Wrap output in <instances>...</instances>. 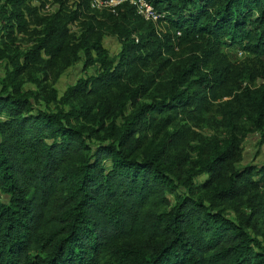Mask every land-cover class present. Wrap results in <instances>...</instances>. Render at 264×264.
<instances>
[{"label":"trees","instance_id":"16d2710c","mask_svg":"<svg viewBox=\"0 0 264 264\" xmlns=\"http://www.w3.org/2000/svg\"><path fill=\"white\" fill-rule=\"evenodd\" d=\"M90 1L76 0L71 11L60 2L41 18L22 63L0 82V264H264V162L234 167L243 121L264 142V84L251 88L258 77L224 54L237 47L264 60V0H146L163 15L161 34L131 0H115L102 13V28L122 41L114 61L94 16L71 44L68 27ZM46 2L4 0L0 37L23 32L25 17ZM187 46L192 53L178 58L175 49ZM72 56L97 72L59 100L54 90L24 91L26 70L46 75ZM217 101L220 120L210 116ZM179 116L212 119L229 136L198 162L171 152L185 123L153 148Z\"/></svg>","mask_w":264,"mask_h":264},{"label":"rangeland","instance_id":"374dc122","mask_svg":"<svg viewBox=\"0 0 264 264\" xmlns=\"http://www.w3.org/2000/svg\"><path fill=\"white\" fill-rule=\"evenodd\" d=\"M3 1L4 0H0V6L3 4ZM60 2L64 3V10L71 11L75 8L76 0H47L45 6L40 8L34 16L29 15L25 17L27 26L23 32L18 33L17 30H15L11 34V37H0V51H2V54L0 53V82L6 80L7 74L13 69L14 63H22L21 55L29 50L36 36H38L37 33L41 29V23H39V20L55 13L60 7L62 8ZM35 5L39 6L37 2L30 3V6ZM117 5L116 1H113L101 9H91L89 13L79 17L77 21L70 24L68 28L71 44L78 46L80 34L85 30L89 18L94 16L96 17V20L100 22V25L97 26L95 32L97 36L101 37L102 47L107 52L109 60H116L121 50L122 41H120L116 35L112 34V29H109V26L102 28V22H104L105 19V17L102 16V13L103 11L112 12ZM154 27L158 34L164 33L165 30L167 31L163 22L154 23ZM193 50L192 47L189 46L183 50L175 49L178 58H184L190 55ZM224 54L235 68L240 69L241 67H247L252 71L251 75L258 77L252 84L251 88H257L260 87L261 84H264V78L260 76L261 74H264V60H257L256 58L245 55L243 51L237 47L224 48ZM71 58L72 62L69 66H64L62 70H58V68L63 67V64L59 61L57 62L58 65L56 66V69L50 68L46 70V75H43V71L39 72L36 70V67L33 68V70H26L18 77V80L22 82V88L24 91L29 90L38 93L40 96H43L45 92L54 90L57 92V100H59L68 85H73L78 79L93 75L98 70L95 66L86 68L84 58H74L73 56ZM43 59L48 60V57H43ZM244 83L246 84L247 81ZM225 100H227V98H224L222 101ZM222 101L213 103L210 116L216 120H220V116L217 114V104ZM140 102L149 103L150 100L145 98L141 99ZM72 105L76 108L80 107L79 102H74ZM56 106L62 105L59 102L51 103L49 108L50 110H54ZM62 108L66 111L71 109L69 106H63ZM177 120L178 122L174 123L176 125H171L157 134L153 148H155L166 136V132L171 133L179 130V127L185 123L183 126L187 127V131L186 133L184 132L181 135H177V139L176 137L173 138L171 152L174 155L179 152L186 153L189 157V161L198 162L200 158L204 159L205 156L211 152L212 144L215 140L220 141L229 136L227 131L217 127L212 119L207 123H204L197 118L190 120L184 116H179ZM241 127L242 129L236 133V136L240 140V147L239 154L235 159L234 167L238 169L247 165L259 166L264 162V142L262 141L261 134L254 130L253 127L245 121H243ZM147 136V142H150L149 140L153 138V132L150 130ZM189 165H191V163ZM205 180H207V176L202 175L196 179L195 183L198 186ZM244 207L245 201H242L240 208L243 209ZM225 209L227 214L234 215L231 204L225 205ZM246 212H248V210H246ZM261 229L262 228L259 229V232H261Z\"/></svg>","mask_w":264,"mask_h":264},{"label":"built area","instance_id":"2783aa9c","mask_svg":"<svg viewBox=\"0 0 264 264\" xmlns=\"http://www.w3.org/2000/svg\"><path fill=\"white\" fill-rule=\"evenodd\" d=\"M109 2H102L101 0H91L90 1V8L91 9H101L106 7ZM117 4L120 1H116ZM130 3L135 7L136 13L140 15L145 21H150L152 23H158L162 19V14L156 11L150 4L147 3L146 0H131Z\"/></svg>","mask_w":264,"mask_h":264}]
</instances>
